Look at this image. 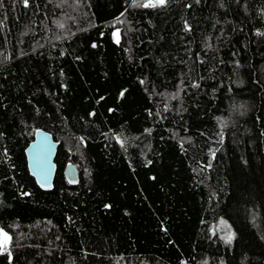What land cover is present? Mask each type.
Returning <instances> with one entry per match:
<instances>
[{
    "label": "trees",
    "instance_id": "trees-1",
    "mask_svg": "<svg viewBox=\"0 0 264 264\" xmlns=\"http://www.w3.org/2000/svg\"><path fill=\"white\" fill-rule=\"evenodd\" d=\"M145 3L0 0V264H264V0Z\"/></svg>",
    "mask_w": 264,
    "mask_h": 264
},
{
    "label": "water",
    "instance_id": "water-1",
    "mask_svg": "<svg viewBox=\"0 0 264 264\" xmlns=\"http://www.w3.org/2000/svg\"><path fill=\"white\" fill-rule=\"evenodd\" d=\"M57 147L58 142L54 140L52 134L38 128L34 131L32 140L24 150L28 171L38 187L44 191L53 188L56 173L55 156ZM63 172L67 183L71 185L77 184L78 170L73 163L69 162L65 164ZM6 233L10 237L9 233ZM10 241L11 239L8 241L6 248L0 249L1 252H4L9 247Z\"/></svg>",
    "mask_w": 264,
    "mask_h": 264
},
{
    "label": "snow or ice",
    "instance_id": "snow-or-ice-1",
    "mask_svg": "<svg viewBox=\"0 0 264 264\" xmlns=\"http://www.w3.org/2000/svg\"><path fill=\"white\" fill-rule=\"evenodd\" d=\"M165 2L166 0H155V2H153V0H149L148 3H145L142 6L143 7H156L158 5H163ZM10 239L11 238L8 236V234L6 232H3L2 229H0V249L6 248V245Z\"/></svg>",
    "mask_w": 264,
    "mask_h": 264
},
{
    "label": "rangeland",
    "instance_id": "rangeland-1",
    "mask_svg": "<svg viewBox=\"0 0 264 264\" xmlns=\"http://www.w3.org/2000/svg\"><path fill=\"white\" fill-rule=\"evenodd\" d=\"M147 2H149V0H146Z\"/></svg>",
    "mask_w": 264,
    "mask_h": 264
}]
</instances>
